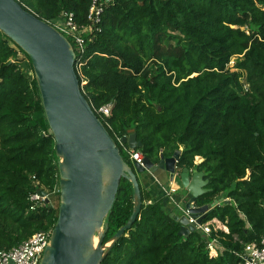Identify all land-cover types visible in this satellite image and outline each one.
<instances>
[{
    "label": "trees",
    "instance_id": "trees-1",
    "mask_svg": "<svg viewBox=\"0 0 264 264\" xmlns=\"http://www.w3.org/2000/svg\"><path fill=\"white\" fill-rule=\"evenodd\" d=\"M16 1L48 24L72 13L78 25L87 24L91 3ZM75 57L92 110L113 103L109 117L99 116L110 136L132 130L142 144L136 151L155 163L179 152L178 169L207 180L195 205L223 199L201 224L216 219L227 229L179 235L167 199L139 183L138 218L101 264H238L243 245L264 238V0H113ZM57 161L31 61L0 31V250L53 228ZM37 190L54 193L30 211ZM132 208V185L121 178L103 243ZM212 239L216 256L206 247Z\"/></svg>",
    "mask_w": 264,
    "mask_h": 264
},
{
    "label": "water",
    "instance_id": "water-1",
    "mask_svg": "<svg viewBox=\"0 0 264 264\" xmlns=\"http://www.w3.org/2000/svg\"><path fill=\"white\" fill-rule=\"evenodd\" d=\"M0 31L31 61L58 158L57 219L39 264H101L138 218L142 205L138 175L154 176L158 171L167 174L176 198L196 224L223 201L220 198L211 204L195 205L197 198L207 192V180L201 172L179 170V152L170 157L160 153L156 163L147 157L141 164L124 161L119 146L81 93L74 48L56 28L22 8L16 0H0ZM121 144L130 150L142 147L132 130L121 138ZM121 178L132 185V212L126 224L103 243L108 228L105 218ZM37 193L47 194L44 190ZM169 216L180 224L179 235L195 230L185 216L174 212Z\"/></svg>",
    "mask_w": 264,
    "mask_h": 264
},
{
    "label": "built area",
    "instance_id": "built-area-1",
    "mask_svg": "<svg viewBox=\"0 0 264 264\" xmlns=\"http://www.w3.org/2000/svg\"><path fill=\"white\" fill-rule=\"evenodd\" d=\"M110 3H113V0H91L87 11L86 25H78L72 13H62L57 20L50 25L62 33L68 41L71 39L72 43H70L74 51L75 49L76 51H80L83 48L85 37L96 30V25L100 22L104 7ZM112 106L113 103L109 102L101 106L95 114L98 117L102 116L107 118L111 114ZM115 142L127 153L130 161H135L138 164L142 163L143 156L139 151L130 150L125 145H122L121 138L119 137H116ZM169 185L168 188L163 189L169 205H171L172 210L173 208L179 210L181 212L179 216H185L188 220V224H193L195 226V230H201L205 236H208L211 230L210 224H214L215 228L225 231V227L216 219H212L204 224H196V219L190 217L189 211L185 209L180 200L176 198L175 190L172 189L170 183ZM37 191L30 194L28 197L30 211H35L45 203H49L56 189L52 193L46 192V196H40ZM147 203L150 202L148 201ZM51 230L52 229L36 231L18 246L9 250H0V264H39L45 248L49 245ZM206 247L210 256H216V240L212 239L207 241ZM236 254L240 259L238 264H264V238L261 239L259 244H244L242 250Z\"/></svg>",
    "mask_w": 264,
    "mask_h": 264
},
{
    "label": "crops",
    "instance_id": "crops-1",
    "mask_svg": "<svg viewBox=\"0 0 264 264\" xmlns=\"http://www.w3.org/2000/svg\"><path fill=\"white\" fill-rule=\"evenodd\" d=\"M194 171V170H192ZM142 180L140 183H142V186L149 192L152 198H165V193L163 189L168 188L169 182H168V175L165 174L163 171H158L154 174V176L150 175H142ZM204 179V178H203ZM180 195V194H179ZM178 196V194H177ZM182 197V196H181ZM183 201L184 198L182 197ZM181 202V201H180ZM169 210H172L171 205L168 206ZM227 231L225 227V232Z\"/></svg>",
    "mask_w": 264,
    "mask_h": 264
},
{
    "label": "rangeland",
    "instance_id": "rangeland-1",
    "mask_svg": "<svg viewBox=\"0 0 264 264\" xmlns=\"http://www.w3.org/2000/svg\"><path fill=\"white\" fill-rule=\"evenodd\" d=\"M234 58L235 57H233L232 59H231V62L229 63V66L231 67L232 65H233V63H234ZM123 149V148H122ZM198 162H200V160L198 159V158H195V163H198ZM138 177V181H139V183L141 182V180H142V175H138L137 176ZM141 185H142V183H140ZM173 211H174V213L176 214V215H181V212L179 211V210H177V209H174L173 208Z\"/></svg>",
    "mask_w": 264,
    "mask_h": 264
},
{
    "label": "flooded vegetation",
    "instance_id": "flooded-vegetation-1",
    "mask_svg": "<svg viewBox=\"0 0 264 264\" xmlns=\"http://www.w3.org/2000/svg\"><path fill=\"white\" fill-rule=\"evenodd\" d=\"M128 163L130 164V161Z\"/></svg>",
    "mask_w": 264,
    "mask_h": 264
}]
</instances>
